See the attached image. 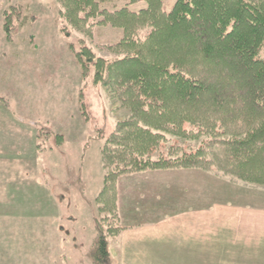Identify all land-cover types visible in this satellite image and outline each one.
Instances as JSON below:
<instances>
[{"label":"trees","instance_id":"1","mask_svg":"<svg viewBox=\"0 0 264 264\" xmlns=\"http://www.w3.org/2000/svg\"><path fill=\"white\" fill-rule=\"evenodd\" d=\"M56 1L61 19L85 35L95 25L123 32L108 44L121 53L113 59L85 37L70 45L83 78L92 76L131 113L101 147L93 264H110L108 237L127 228L119 212L123 175L188 168L264 183V0H176L171 10L163 0H145L139 10L101 8L108 0ZM21 8L4 10L9 39ZM173 136L202 141L194 150L179 143L160 150Z\"/></svg>","mask_w":264,"mask_h":264},{"label":"rangeland","instance_id":"2","mask_svg":"<svg viewBox=\"0 0 264 264\" xmlns=\"http://www.w3.org/2000/svg\"><path fill=\"white\" fill-rule=\"evenodd\" d=\"M163 1L165 10L176 2ZM12 3L22 4V13L13 16L9 39L2 25ZM125 5L139 10L147 3L108 0L101 8ZM59 11L56 0H0V264H93L94 223L101 215L96 195L104 176L101 147L116 122L131 114L92 76L83 78L70 49L85 37L98 55L113 59L121 53L109 45L121 39L122 29L95 25L85 35ZM201 141L173 136L160 150L174 143L194 150ZM158 171L183 175L186 180L175 183L194 189L201 174V236L228 226L230 202L253 209L264 202V183L231 181L201 169ZM188 171L198 172L185 176ZM232 217L245 221L253 215ZM203 257L201 264L226 263Z\"/></svg>","mask_w":264,"mask_h":264},{"label":"crops","instance_id":"3","mask_svg":"<svg viewBox=\"0 0 264 264\" xmlns=\"http://www.w3.org/2000/svg\"><path fill=\"white\" fill-rule=\"evenodd\" d=\"M182 176L146 171L119 178L121 221L127 228L108 237L110 263L201 264L202 254L208 261L225 260L223 264H264V202L254 209L230 202L228 226L201 236V174L196 189L188 182L177 185L175 181L186 180ZM208 207L216 212L215 205ZM239 213L253 217L237 221L232 214ZM181 215L187 219H177Z\"/></svg>","mask_w":264,"mask_h":264}]
</instances>
